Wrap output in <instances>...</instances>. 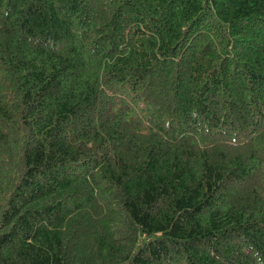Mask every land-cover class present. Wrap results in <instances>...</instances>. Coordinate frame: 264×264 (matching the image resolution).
<instances>
[{"label":"trees","instance_id":"1","mask_svg":"<svg viewBox=\"0 0 264 264\" xmlns=\"http://www.w3.org/2000/svg\"><path fill=\"white\" fill-rule=\"evenodd\" d=\"M0 264H264V0H0Z\"/></svg>","mask_w":264,"mask_h":264}]
</instances>
